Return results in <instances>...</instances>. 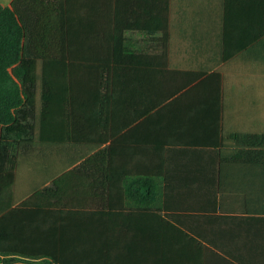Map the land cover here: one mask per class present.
Segmentation results:
<instances>
[{
	"label": "crops",
	"instance_id": "0c3cea01",
	"mask_svg": "<svg viewBox=\"0 0 264 264\" xmlns=\"http://www.w3.org/2000/svg\"><path fill=\"white\" fill-rule=\"evenodd\" d=\"M42 3L61 13L33 54L75 62L38 72L107 82L76 84L57 113L38 105L0 194V264H264V157L233 137L264 133V0H170L168 47L131 27L117 59L116 0Z\"/></svg>",
	"mask_w": 264,
	"mask_h": 264
},
{
	"label": "trees",
	"instance_id": "16d2710c",
	"mask_svg": "<svg viewBox=\"0 0 264 264\" xmlns=\"http://www.w3.org/2000/svg\"><path fill=\"white\" fill-rule=\"evenodd\" d=\"M30 3L32 4L30 0H14L9 9L19 32L15 47V60H18L13 63L14 66L11 71L17 81L12 79L10 82L1 85L5 92V98L2 104L0 103V194L11 190L15 181L19 152L26 148L25 146L29 145V142L36 136L35 119L39 114L38 105L43 104L40 112L43 115L57 113V110L53 108L54 102L61 98L70 105L68 100L74 99L76 84L107 82V76L104 77V80L100 79L103 78V75L82 76L72 73H53L50 72L51 69L45 73L38 72L41 63L59 70L63 66L70 68L75 61L71 59L65 64L60 58H38L33 54L34 48L38 45L35 42V37L43 32V25H39V22H44L45 15L49 16L53 13L58 15L61 10L57 4L58 9L54 11L51 3L44 5L42 0L38 2V8ZM116 4L119 7L114 45L116 59L124 51L125 31L131 27L146 29L148 32L160 31L162 33L159 38L161 45L165 49L168 47L170 0H116ZM126 4H134L136 7L147 4L151 6V9L155 8L157 4V11L160 13V16L157 17V23L152 21V28H146L147 25L138 21L128 23L123 15V7ZM47 29H51V27ZM9 62H12L11 59ZM92 66H107V61L94 60ZM71 110H74V107L68 108L66 113H70ZM233 137L248 147V155L246 156L248 159L264 157L263 132L236 133ZM10 206V203L1 206L0 215ZM0 261H8V259H3L0 256Z\"/></svg>",
	"mask_w": 264,
	"mask_h": 264
},
{
	"label": "rangeland",
	"instance_id": "374dc122",
	"mask_svg": "<svg viewBox=\"0 0 264 264\" xmlns=\"http://www.w3.org/2000/svg\"><path fill=\"white\" fill-rule=\"evenodd\" d=\"M10 0H0V103L2 104L5 98V92L1 85L10 82L12 79H17L12 75L13 63L16 57V43L19 32L17 24L10 15ZM11 59V63L9 62ZM14 59V60H12ZM30 146H25L26 148ZM23 148V149H26Z\"/></svg>",
	"mask_w": 264,
	"mask_h": 264
}]
</instances>
